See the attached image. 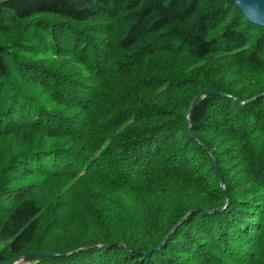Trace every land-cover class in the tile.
<instances>
[{"label":"trees","instance_id":"obj_1","mask_svg":"<svg viewBox=\"0 0 264 264\" xmlns=\"http://www.w3.org/2000/svg\"><path fill=\"white\" fill-rule=\"evenodd\" d=\"M0 34V264H264V26L230 0H0Z\"/></svg>","mask_w":264,"mask_h":264},{"label":"rangeland","instance_id":"obj_2","mask_svg":"<svg viewBox=\"0 0 264 264\" xmlns=\"http://www.w3.org/2000/svg\"><path fill=\"white\" fill-rule=\"evenodd\" d=\"M53 18H54L53 16L48 15L46 20H48L50 22V21H52ZM0 36H2V35L0 34ZM164 56L165 55H163L162 57H164ZM27 58H30L33 61L40 62L41 64L49 67L50 69H53V68L55 69L57 67H62L63 69H74V68H76V66H74V65H77V62L74 61L75 58H73L72 56H67V55L59 56L57 53H55L49 49H47V50L39 49L35 53H27ZM165 59H172V61H175L177 64L184 65L186 67L194 64V62L192 60H188L186 55L184 56V55L178 54L174 57L168 55V56H165ZM13 79H14L13 82L16 83L17 86L23 87V88H25V86H27V83L25 81H23L22 79H20L19 77L14 76ZM31 87H33V86H28V88H31ZM28 91H30L36 99H40L42 101H45L47 106H49L50 108H53L56 110H61V108H63L62 106L56 105L55 101L51 98L50 93L46 92L44 87H42L38 84L35 85V87H33L32 89H30ZM209 151L211 153L212 158L214 159V163H215V166H216L217 171L219 173V176L220 175L223 176V174L220 170V166L217 162V158L212 153V150L209 149ZM36 194H38V193H36ZM40 198L38 200L40 202L43 201V198L42 197H40ZM79 250H81V249H79ZM79 250H77V251H79ZM26 261L24 263L20 262L18 264H28V262H26Z\"/></svg>","mask_w":264,"mask_h":264},{"label":"water","instance_id":"obj_3","mask_svg":"<svg viewBox=\"0 0 264 264\" xmlns=\"http://www.w3.org/2000/svg\"><path fill=\"white\" fill-rule=\"evenodd\" d=\"M230 1L235 2V4H236L237 8L239 9V11L241 13H243L250 22L255 23V24H258V25H261V26H264V0H230ZM210 93H212V91H210V90H207V91H204L203 92L204 95H208ZM260 94H263V93H260ZM260 94L252 97L248 101H251L252 99H255ZM197 97H198V95L193 99L191 106L187 110V115L190 114V112H191V110L193 108V103L195 102V100L197 99ZM248 101H242V102H248ZM190 129H191V126H190ZM219 177H220L221 185H222V187H224V184H225L224 183V177L222 175H220ZM228 203H229V196L227 198V203L224 206V208L228 205ZM218 209L219 208L212 209V210L216 211ZM195 210H202V208L201 207H197V208H193L192 210H190L184 216V218H182L177 223V225H175V227L167 234V236L159 244L158 248H161L162 247V245L167 241L168 237L178 228V226L187 218V216L189 214L193 213ZM204 211L207 213V212H210V209L209 210L204 209ZM80 249L81 250L82 249H85V247H82ZM132 249H134V248H132ZM135 250H138V249H135ZM150 252L151 251H149L147 253H150ZM49 255H52V253H49V252H44V253H38V252H35V253H27V254H24V255H21V256L17 257L16 259H14L13 261H11V262H9L7 264H17V263H20V262H25L26 260H29V259H34V258H38V257H45V256H49Z\"/></svg>","mask_w":264,"mask_h":264},{"label":"bare ground","instance_id":"obj_4","mask_svg":"<svg viewBox=\"0 0 264 264\" xmlns=\"http://www.w3.org/2000/svg\"><path fill=\"white\" fill-rule=\"evenodd\" d=\"M185 155V154H184ZM62 168V167H61ZM173 169H174V167H173ZM224 177V176H223ZM225 186V185H224ZM227 192V191H226ZM199 207V206H198ZM182 219V218H181ZM216 221V220H215ZM214 222V221H213ZM214 226H215V224H214ZM160 243V242H159ZM227 251V250H226ZM46 257V256H45Z\"/></svg>","mask_w":264,"mask_h":264}]
</instances>
